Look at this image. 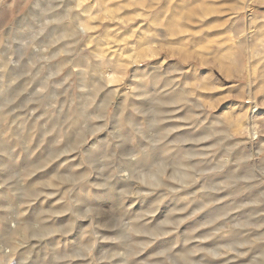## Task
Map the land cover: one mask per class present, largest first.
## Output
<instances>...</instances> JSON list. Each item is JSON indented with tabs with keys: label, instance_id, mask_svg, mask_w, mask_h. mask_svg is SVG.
<instances>
[{
	"label": "rangeland",
	"instance_id": "obj_1",
	"mask_svg": "<svg viewBox=\"0 0 264 264\" xmlns=\"http://www.w3.org/2000/svg\"><path fill=\"white\" fill-rule=\"evenodd\" d=\"M0 264H264V0H0Z\"/></svg>",
	"mask_w": 264,
	"mask_h": 264
}]
</instances>
